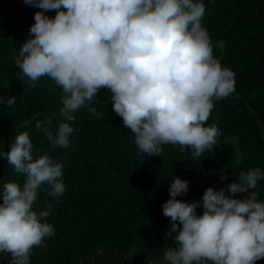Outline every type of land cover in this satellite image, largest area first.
Instances as JSON below:
<instances>
[{"label":"clouds","instance_id":"1","mask_svg":"<svg viewBox=\"0 0 264 264\" xmlns=\"http://www.w3.org/2000/svg\"><path fill=\"white\" fill-rule=\"evenodd\" d=\"M41 11L34 14L29 37L15 63L31 82L47 76L60 86L63 121L53 130L49 121L37 120L52 148L71 143L73 113L90 107L95 94L106 87L112 108L134 133V143L148 155L160 156L162 145H179L199 157L220 135L215 124L206 126L213 99L234 91V72L213 55V44L202 26L204 0H24ZM56 10L54 17L45 15ZM34 34V35H33ZM223 47V41H217ZM16 97L6 98L7 105ZM11 170L23 174L22 184H0V259L8 264H30L34 246H43L54 226L44 220V209L34 210L38 191L46 186L50 197L65 191L63 163L48 153L33 155L28 131L0 150ZM221 175V180H227ZM264 179L260 167L241 171L238 182L202 196V214L192 203L177 199L186 194L188 181L175 177L170 199L162 205L170 218L167 236L177 245L163 254L166 264H255L264 258V201L252 191ZM247 193L233 198L235 193Z\"/></svg>","mask_w":264,"mask_h":264},{"label":"trees","instance_id":"2","mask_svg":"<svg viewBox=\"0 0 264 264\" xmlns=\"http://www.w3.org/2000/svg\"><path fill=\"white\" fill-rule=\"evenodd\" d=\"M202 26L213 44V55L235 74L234 91L213 99L206 126L220 130L216 143L199 157L179 145H162L160 156L148 155L134 143V133L123 124L111 103V93L102 87L90 107H81L69 122L73 127L66 148H52L44 134L34 127L45 118L53 130L63 121L59 108L60 86L47 76L31 82L20 74L15 61L29 37L41 9L24 0H0V150L7 152L12 139L28 131L33 155L48 153L63 163L64 193L54 199L46 186L38 191L34 210L51 207L44 220L54 233L43 246H34L30 264H166L163 254L177 245L167 236L170 218L162 205L170 195L175 177L188 181L186 194L178 200L192 203L202 214V196L208 187L216 190L238 182L241 171L260 167L264 171V0H204ZM56 10L45 15L54 17ZM34 35V34H33ZM217 41L224 46L218 47ZM15 96L9 106L6 98ZM226 175L227 180H221ZM23 174L11 170L0 157V184L23 183ZM252 191L264 201V179ZM247 193H235L243 199ZM2 203V198H0ZM5 254L0 253V256ZM10 254L0 259L8 264ZM211 264V262H209ZM255 264H264V258Z\"/></svg>","mask_w":264,"mask_h":264}]
</instances>
